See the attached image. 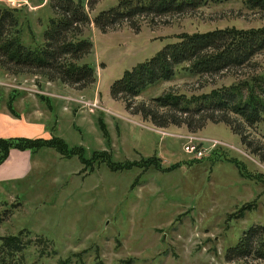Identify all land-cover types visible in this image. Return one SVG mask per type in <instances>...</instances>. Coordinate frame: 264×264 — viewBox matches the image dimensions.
Here are the masks:
<instances>
[{
    "label": "rangeland",
    "instance_id": "374dc122",
    "mask_svg": "<svg viewBox=\"0 0 264 264\" xmlns=\"http://www.w3.org/2000/svg\"><path fill=\"white\" fill-rule=\"evenodd\" d=\"M117 2L86 6L91 23L70 35L92 43L76 64L93 68V84L70 87L0 67V108L41 121L49 134L41 140H62L58 148L35 151L25 179L0 185V236L23 233L29 245L22 264H264L225 260L243 231L264 226V161L224 124L207 123L196 133L157 128L109 95L124 72L180 36L264 28V12L248 8L246 0H228L137 17L102 33L92 20ZM0 7L17 17L25 44H41L53 17L48 0H0ZM263 76L264 51L244 67L213 76L192 75L183 64L172 80L148 87L134 102L167 94L192 99L229 86L245 96L257 91ZM244 132L263 157L264 123ZM191 141L202 142V158L185 153Z\"/></svg>",
    "mask_w": 264,
    "mask_h": 264
},
{
    "label": "trees",
    "instance_id": "16d2710c",
    "mask_svg": "<svg viewBox=\"0 0 264 264\" xmlns=\"http://www.w3.org/2000/svg\"><path fill=\"white\" fill-rule=\"evenodd\" d=\"M100 0H86L85 5L76 0H48L52 14L42 32V42L37 46L25 44L18 30V20L12 10L0 7V67L11 74L29 72L38 74L51 83L85 88L95 81L94 70L87 64L76 62L89 55L92 43L88 39L70 40V35L80 34L81 28L91 23L88 11ZM228 0H118L114 7L101 11L92 23L102 33L122 22L137 17H160L194 11L208 3ZM250 9L264 12V0H246ZM264 51V28L236 30L214 29L203 33L184 34L176 42L164 45L158 53L139 63L115 80L109 89L113 100H121L125 109L149 121L154 127L184 126L190 133L201 131L207 123L224 124L240 138L252 154L264 161L260 149L252 147L244 127L254 128L264 123V76L257 91L243 95L234 86L192 99L167 94L136 104L134 99L160 82L174 78L176 68L186 64L190 74L213 76L248 65ZM11 115H15L8 110ZM61 139H0V164L10 150L29 151L31 155L44 145L58 148ZM64 143V142H63ZM3 211L2 217L8 214ZM3 218L0 217V221ZM23 233L0 236V264H22V254L29 245ZM258 260L264 262V226L251 225L238 238L236 244L226 249L225 260Z\"/></svg>",
    "mask_w": 264,
    "mask_h": 264
},
{
    "label": "crops",
    "instance_id": "0c3cea01",
    "mask_svg": "<svg viewBox=\"0 0 264 264\" xmlns=\"http://www.w3.org/2000/svg\"><path fill=\"white\" fill-rule=\"evenodd\" d=\"M40 123L41 121L37 118L32 120L24 113L13 116L0 108V139L46 137L49 134L43 133ZM32 157L29 151L10 150L7 159L0 164V185L12 184L25 179L32 167Z\"/></svg>",
    "mask_w": 264,
    "mask_h": 264
},
{
    "label": "built area",
    "instance_id": "2783aa9c",
    "mask_svg": "<svg viewBox=\"0 0 264 264\" xmlns=\"http://www.w3.org/2000/svg\"><path fill=\"white\" fill-rule=\"evenodd\" d=\"M213 145H218L217 141H212ZM186 154L192 155L196 159H200L204 156L205 148L201 143H195L193 141L189 142L188 145L184 148Z\"/></svg>",
    "mask_w": 264,
    "mask_h": 264
}]
</instances>
